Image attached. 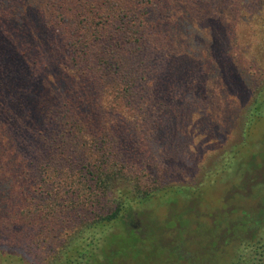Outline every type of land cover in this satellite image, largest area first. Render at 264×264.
Wrapping results in <instances>:
<instances>
[{"label":"trees","instance_id":"1","mask_svg":"<svg viewBox=\"0 0 264 264\" xmlns=\"http://www.w3.org/2000/svg\"><path fill=\"white\" fill-rule=\"evenodd\" d=\"M250 1L220 0L258 44L244 46L219 0H0V242L40 264H264V0ZM237 45L254 85L243 113L220 103V160L202 174L219 147L209 91L219 74L230 94ZM157 199L189 209L147 243Z\"/></svg>","mask_w":264,"mask_h":264},{"label":"rangeland","instance_id":"2","mask_svg":"<svg viewBox=\"0 0 264 264\" xmlns=\"http://www.w3.org/2000/svg\"><path fill=\"white\" fill-rule=\"evenodd\" d=\"M259 7V3L258 0H253L250 1L248 3V9H247V13L252 12L254 9ZM218 14L220 15V18H223L224 23L223 26H226L228 24H232L233 28L237 29V33L240 35V38L237 42H242L240 45L244 46L249 44L250 42H252L251 44L253 45H258L256 44L255 41L252 36H251V31L248 30V28L246 27L245 22L242 23H238V24H234L237 20V18H232L231 16H236L235 13L231 12V8L230 7H226L224 6L221 9L220 12V0H219V8H218ZM243 17V16H242ZM232 22V23H229ZM256 27L261 26L262 28H264V25H262L261 23H257L255 25ZM258 29V28H257ZM218 31H219V36H220V26L217 29V31L215 32V36H218ZM207 32V31H206ZM214 32H208L207 35H210V33H214ZM264 32V30H263ZM262 32V34H263ZM207 35L205 36V38H207ZM259 35V33H258ZM253 39V40H252ZM210 38H207V41H209ZM218 40V45L220 46V37L217 38ZM259 40H261L259 38ZM249 42V43H247ZM247 43V44H246ZM237 45V47H234V52L236 54V58L232 61L233 65H229L231 67H233L235 69V73L238 77L237 82L234 84V86L231 88L230 90V94H226L222 88H221V79H220V75L218 74V79L220 81L219 83V89L218 91H220L219 94H214V92H212V90L210 89L209 92L210 96L209 98L212 99L211 102V109H212V113L218 118L219 121V125L217 126V128L214 129V132L216 133L215 136V140L216 142L214 143V145H216V143H219V147L218 149H216L213 153H211L210 155V159L208 160V163H206V168L203 167L200 170L197 171L196 173V177H198V175H201V170H202V174L205 173V171L208 169L209 165L211 164L212 161H214V159L218 158L217 160H220V103L224 102L226 104H228V106L230 107V112L231 114H233V116L235 117L239 111H243V106L245 104H247V101H244V99H249L250 97L248 96L250 93L248 92L249 88H251L252 90V86L253 81H254V74H251L252 72V64L251 61H249L250 59L248 57L242 56L241 55V51H243L242 46ZM260 58L261 62H264V54L261 55ZM219 65H218V71L221 73V69L223 66V63L220 62V60L218 61ZM248 87V89H246ZM213 88V87H212ZM223 99H226L225 101ZM243 113V112H242ZM234 119V118H233ZM239 121V118L237 119ZM223 127H225L222 124ZM260 128L257 127V129L255 130V135L253 133V136L251 137V140L258 138L260 135V130L263 128L264 126V122L260 123ZM198 129H201V127H198ZM224 131L226 132L228 130V127L223 128ZM198 131V130H196ZM241 137L240 134H235L232 138L231 141H235V140H239V138ZM200 172V173H199ZM217 184H212V185H208L205 186L203 192H202V196L203 199L205 200V202L208 205H212V206H216L218 204H220V172L215 173V176ZM182 179L188 180L189 179L184 176L182 177ZM214 180V183L216 182ZM160 200H155L154 203H151L148 207H146V210L149 209L150 211H152L154 214L161 216L160 219H157L156 217H154V214L152 212L149 213H145L143 214V218H142V228H143V240L147 243L149 242H155V241H159L160 239H162V237H164L165 234L163 233H159L160 231H158V228L161 229L162 227L167 228L169 226V224H172L173 222H175L178 218H180V216L182 215V213H184V210H188L189 207H181V206H173L172 208H170V210L167 212V206L163 205V203H160ZM182 202V201H181ZM182 204V203H180ZM148 210V211H149ZM166 214V215H165ZM165 215V216H164ZM132 223L135 224H140V220L136 217L135 219L132 220ZM158 227V228H156ZM151 254H156L157 250L153 249L149 251ZM199 256H203V255H195L194 259H198ZM153 261V260H150ZM150 261H146L145 264H153ZM0 264H40L37 260H34L28 253H25L23 251L20 250H13L10 248H7L4 244H2L0 242ZM131 264H136V262H132Z\"/></svg>","mask_w":264,"mask_h":264}]
</instances>
